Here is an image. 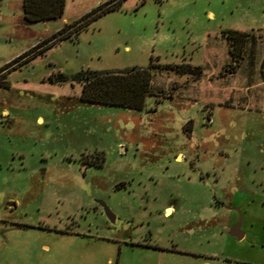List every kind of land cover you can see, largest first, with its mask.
<instances>
[{
  "label": "rangeland",
  "instance_id": "rangeland-1",
  "mask_svg": "<svg viewBox=\"0 0 264 264\" xmlns=\"http://www.w3.org/2000/svg\"><path fill=\"white\" fill-rule=\"evenodd\" d=\"M107 1L0 0V264H264V0ZM132 66L141 109L70 80Z\"/></svg>",
  "mask_w": 264,
  "mask_h": 264
},
{
  "label": "trees",
  "instance_id": "trees-1",
  "mask_svg": "<svg viewBox=\"0 0 264 264\" xmlns=\"http://www.w3.org/2000/svg\"><path fill=\"white\" fill-rule=\"evenodd\" d=\"M117 2L118 0H114V2L109 0L98 5L96 9L87 13V20L110 9ZM64 5L65 0H23V17L28 23L54 19L61 16ZM81 24L72 29L66 28L65 25L52 35L53 39L70 35ZM223 35L229 41V51L232 58L238 61L244 54L246 42L250 36L249 33L229 29L223 32ZM30 52L29 48L0 68V85L6 84L4 75L8 71V67L17 64L16 62L19 59L26 57ZM58 77L56 81L59 82H63L68 78L61 74ZM70 80L81 85L80 97L85 101L141 109L146 94L150 92L151 70L149 66H132L122 70L104 71L86 69L73 74Z\"/></svg>",
  "mask_w": 264,
  "mask_h": 264
},
{
  "label": "crops",
  "instance_id": "crops-1",
  "mask_svg": "<svg viewBox=\"0 0 264 264\" xmlns=\"http://www.w3.org/2000/svg\"><path fill=\"white\" fill-rule=\"evenodd\" d=\"M261 33H262V35H264V30L261 31ZM261 74H262V81L264 82V74H263V72ZM177 158L180 159L179 156H177ZM203 264H208V262H204Z\"/></svg>",
  "mask_w": 264,
  "mask_h": 264
},
{
  "label": "water",
  "instance_id": "water-1",
  "mask_svg": "<svg viewBox=\"0 0 264 264\" xmlns=\"http://www.w3.org/2000/svg\"><path fill=\"white\" fill-rule=\"evenodd\" d=\"M232 232L238 234V231L236 230V228L232 229Z\"/></svg>",
  "mask_w": 264,
  "mask_h": 264
}]
</instances>
